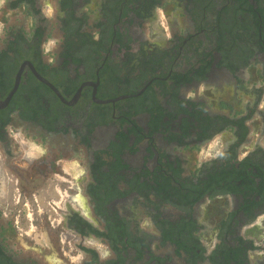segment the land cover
Masks as SVG:
<instances>
[{"label":"flooded vegetation","instance_id":"af4514ba","mask_svg":"<svg viewBox=\"0 0 264 264\" xmlns=\"http://www.w3.org/2000/svg\"><path fill=\"white\" fill-rule=\"evenodd\" d=\"M15 1L17 0H5L4 6L0 7V19L7 24L9 22L8 14L24 12L25 15L23 16L28 21L24 25L18 24L15 27H9L4 32L5 35L2 40L4 46L0 48V51L5 49L14 55L15 52L9 49L10 42H17L15 36L21 35L19 47L22 46L21 52L23 50V53L15 61L17 70L12 87L8 93H0V100H5L10 95L15 84H17L16 89L6 105L0 107V110H5L10 106L12 97L17 91H22L25 86L34 87L39 82L45 86L43 89H39L41 101L52 106V109L50 116L42 114L41 119L43 121L22 117L19 110L14 109L10 114L8 123L0 124V264H106L110 261L113 264H178L174 261V257H177L176 246L170 241L162 243L161 230H159L151 214L152 209L150 208V211L148 207L144 206L146 200L137 192L132 191L123 197L116 196L114 192L113 197L105 204V208L110 214L116 213L129 221L131 233H134L139 240H137V246L126 244L124 249L122 247L117 251L112 247L108 238L88 230H86V234H83L78 228L80 225L79 218H83L99 232L105 229L106 223L101 212L104 205L102 204L103 207L100 206L98 199L90 191L92 185L96 187L98 184L96 180L98 173L93 171V163L97 153L106 149L111 150L112 143H119L117 134L120 129L127 133L126 124L118 119L120 116L118 112L124 108V104L121 105L123 107L117 109L116 103L130 95L124 94L115 98L100 99L97 97V94L99 95L102 91L99 88L102 82L101 75H99L100 66L94 63L93 67L90 66L92 69L87 70L84 65L75 63L71 57H63V49L55 63L52 59L47 58L49 55L45 49V42L51 35L49 33L50 23L41 11L43 0H33V3L22 0L18 5H14L13 2ZM56 1V25L58 33L63 39L65 36L61 22V18L65 15L61 8L63 0ZM91 1L70 0L72 4L70 9L74 11V15L82 17L83 14H86L88 17L87 24L90 19V12L85 9V6L90 5ZM219 2L221 3L222 0ZM226 2L228 3V0ZM226 2L216 8L221 9ZM249 2L253 4L254 8H264V0H260V4L255 0H249ZM160 5L166 6L169 10L172 9L173 16H179L180 13L186 14L189 17L192 32L182 35L181 41L179 38H175L171 50L170 47H166L163 34H156L152 41H147L146 44L142 45L147 55L160 50L163 52L168 50L170 56L174 54L175 58L171 60L172 57L169 56L168 58L164 57L163 60L173 64L177 69L180 62L184 64L186 62L184 57L178 59V55L182 54L184 49L189 50L188 42L193 38V34H198V38L202 40L203 46L199 51L204 48V52H209L212 49L215 45L212 44L213 41L211 42L213 34H209L210 38H207L206 32L215 21L213 13H208L207 29L204 28L203 22L192 19L189 12L191 7L189 0H161ZM156 7L151 10L149 16L140 17L135 12L138 6L130 5L128 14L118 21L120 30L127 35L124 36L126 40L130 37L132 40L138 39L139 42H142L144 32L141 30V25L146 22L148 26L152 24V27L156 28L154 25ZM96 9L98 16L97 19H93L92 26L100 20L105 21L100 1L97 2ZM122 20H124L123 23H121ZM87 24H82V32L87 31L85 29ZM38 26H42L44 30L40 45V56L43 62L49 65V69L62 68L64 72L67 68L68 75L53 77L40 74L45 81L37 76L39 73L32 62L33 48L30 47L34 46V32ZM97 31L100 30L97 28ZM97 31L91 34L98 37ZM256 41L255 39L252 43L242 42L239 44V46L249 45L250 47V52L246 53V57L248 56L246 66L241 64V59H238L239 63H236L238 65L234 70H231L222 62L220 53L213 50L208 56V59L212 58V62L205 75L195 77L185 84L177 85L180 99L202 103L203 107L196 106L195 109L204 110V114L215 118V120L218 119L217 124L221 127L219 131L214 133L211 138L201 139L197 137L196 128L191 127L188 131L183 130L184 117H189L188 120L193 118L185 112H178L179 107L177 105L169 106L166 102L168 96H164L161 101L168 112L164 121H171V133H176L182 141L170 140L172 134L162 132L161 129L148 135L150 114L145 111L139 112L133 116V119L143 126L144 138L137 144L138 148L134 152L126 148L123 150L121 155L127 164V168L122 171L130 174L140 172L142 169L153 171L159 165L169 162L172 169L180 168L182 178H190L196 182L197 176L201 175L200 172L204 173L203 170L212 166L213 162H216L217 166L221 165L222 162H239L246 158L256 162L258 160L257 155H259L262 156L263 165L260 170L262 175L255 176V184L257 185L261 177L264 178V157L258 151L260 148L264 153V50H261L262 44ZM130 45L132 46V43ZM108 47L110 52H105L104 58L110 55L113 65L123 76L131 66V62H128V55L126 56V49L113 37L110 39ZM239 48L237 47V49ZM117 50H121L123 53L119 59L115 55ZM195 57L194 59H199L197 56ZM66 58L68 61H65ZM148 58L146 56V59ZM64 62H66V66ZM197 66L198 64L195 65L196 68ZM137 67L136 63L135 68L137 69ZM76 68H79V73H77ZM195 72L194 70L193 73ZM131 75H135V73L132 72ZM70 80L74 82V85H72L73 82L70 85H65ZM55 82L61 83L57 87ZM50 83L55 88H52ZM71 85L73 87L76 85V87L72 89ZM201 86L203 89L200 90L203 92L201 94L196 93L194 98L184 94L185 89L192 87L197 92ZM144 89L145 85L139 91ZM24 98L27 97L24 96ZM96 98L101 101H108L99 102ZM79 104L85 105L83 106L84 110ZM102 104H111V113L106 118H103L104 110L100 107ZM125 109L128 110L127 107ZM175 112H177L176 117L173 116ZM247 115L249 117L244 121L247 132L244 138L240 139L237 133L238 128L231 120H238ZM220 117H224L225 120ZM160 136L163 137L160 138ZM213 139L222 144V149L219 154L205 159L203 154L205 155L207 151H213L207 146V143ZM134 142L135 136L132 134L129 144ZM199 151L204 153H201L202 157L196 162ZM104 170L107 171V168ZM119 187L121 190L129 188L126 185H119ZM96 190L99 189L96 188ZM100 192H103V188ZM134 197L141 198L140 204L143 205L140 207L141 209L131 203ZM215 199L216 202H214ZM256 199H259L258 195ZM43 202L51 208V213L61 214V219L56 224L54 222L56 218H52L54 215H51L49 211H44V206L41 205ZM242 202L243 198L239 193V195L218 194L214 198L204 196L194 204L192 213L193 218L197 220V234L206 248L204 256H208L215 244L220 241V221L226 219L232 211L240 209L239 205ZM161 209L162 215L171 216L172 219L170 218V220L172 221L182 213L167 203H164ZM58 211L59 213H57ZM255 213V218L247 222L243 209H240L231 221L234 233L227 234V231H224L222 237L230 243L235 235H241L245 239L252 240L257 248L249 250L248 264H264V209L258 208ZM141 216L149 220V223H145L144 227L140 220ZM235 219H237L238 224H234ZM56 226L65 229L67 233L62 235L60 240L66 241L77 238V241L74 240V245L77 248L75 255L70 254L64 261L58 257L57 251L50 252L44 249L46 243L43 246L42 244L39 245V240L33 237L34 232L40 228H48L51 231L54 229L57 233ZM145 226L148 227L147 231ZM27 228L28 230H26ZM17 229L21 231L18 235ZM23 235L28 237L33 235L30 236L33 240L31 246L20 241ZM129 237L126 236L124 241ZM134 237L133 239L131 237L132 241L135 240ZM153 242H155V247L162 245L169 246L170 249L165 253L155 254ZM95 243L106 247L98 249ZM138 249L141 252H138ZM95 257L97 258L96 261H94ZM170 257L171 260H169ZM180 257V259L186 260L185 254L182 253ZM197 264L212 263L206 258Z\"/></svg>","mask_w":264,"mask_h":264},{"label":"trees","instance_id":"16d2710c","mask_svg":"<svg viewBox=\"0 0 264 264\" xmlns=\"http://www.w3.org/2000/svg\"><path fill=\"white\" fill-rule=\"evenodd\" d=\"M21 1L17 0L13 4L18 5ZM27 1L33 3V0ZM219 1L189 0V4H191L189 12L192 19L203 22L204 28H207L209 23L208 13L215 15V21L208 27L210 30L207 28L208 31L206 32L207 38H210L209 34H213L211 42L213 41L212 44H215V47L213 46L209 52H204V48L199 51L203 46L202 40L198 38L199 35L193 36L188 42L189 52L186 51V62L181 67L178 66L177 69H175L173 64L171 65V63L163 60L164 57L168 58L170 56V51L168 50L166 52L160 50L147 55L145 49L141 46L139 53H132L130 51V43L133 40L130 37L126 40L124 36L127 35L119 28L118 21L121 17L128 14L130 5L138 6L135 9L137 15L147 17L151 14V10L154 7L159 6L161 0H102L101 11L105 21L100 20L93 25V27L100 30L99 32L97 31L98 37H95L89 31H81L82 24H87L88 17L86 14H83L82 17H77L74 15V11L70 9L72 5L70 0H63L61 3L62 11L65 13L64 17L61 18L62 29L65 31V36L62 39L63 57H71L75 63L84 65L87 70L92 69L90 66L93 67L94 63L100 66L99 75H101L102 82L100 86L102 88H99L102 91L99 95L97 94L98 98L109 99L124 94L130 95L120 101L124 104V108L118 112L120 113L118 119L126 124L127 133L120 129L117 134L120 140L119 143H112L111 150L106 149L97 153L95 155L96 160L93 163V171L98 173V177H96L98 184L96 187L92 185L90 191L98 199L100 206L103 207L104 205L103 209L101 208V212L106 223L105 229L99 232L83 218H79L80 225H78L83 234H86V230H88L108 238L112 247L117 251L122 249V247L124 249L126 244L137 246L139 240L134 233H131L129 221L116 213L110 214L105 208V204L113 197L114 192L116 196L123 197L129 195L132 191L143 196L146 200V204H144L152 209L151 214L159 230H161L162 243L170 241L171 244L176 246V254H185L186 261L189 264H197V262L206 258L212 264H248L249 250L257 248L252 240L245 239L241 235L233 236L230 243L223 239L222 234L224 231H227V234L234 233L231 221L234 218L233 216L239 213L240 209H243L247 222L255 218L256 209H264V178L261 177L259 183L255 184V176L262 175L260 172L263 165L262 156L257 155L258 160L256 162H253L250 158L239 162H222L219 166H217L216 162H213L212 166L203 170L204 173L200 172L201 175L197 176L196 182L190 178H182L180 168L172 169L169 162L159 165L153 171L142 169L140 172L133 174L122 171L127 168V164L121 155L123 150L126 148L134 152L138 148L137 144L144 138V128L133 119L134 115L144 111L150 114L148 135L159 129L169 134L172 132L171 121H164V117L168 112L161 101V96H168L166 102L169 106L177 105L179 107L178 112H185L193 118L188 120L189 117H184L183 130L188 131L191 127L196 128L197 137L202 139L211 138L214 133L221 129L217 124L218 119L215 120V118L204 114V110L195 109L196 106L203 107L202 103L189 99H180L177 85L180 83L185 84L195 77L205 75L212 62V58L208 59V56L211 55L213 50L220 53L222 62L231 70H234L236 65H238L236 64L238 59H241V64L243 63L246 66L248 58L246 53L250 52V47L249 45L239 46V44L242 42L252 43L256 39V42L262 44L261 50H264V8H254L249 0H228V3L226 2L227 0H222L221 3ZM255 1L260 4V0ZM225 2L226 4L221 9L216 8ZM43 34L42 26L35 28L34 46L30 47L33 48L32 62L37 72L42 76L59 77L68 75L67 68L64 72L62 68L49 69V65L43 62L40 56ZM15 37L18 41L15 43L11 41L10 46L8 45L9 49L15 52L14 55H11L5 49L0 51V93L3 94L8 93L12 87L13 78L17 70L15 61L23 53V50L21 52L22 46L19 47L21 44H19V40L21 41L22 36L18 35ZM112 37L126 49L128 62H131L129 70L123 76L120 75L116 66L113 65L110 55L104 58V53L110 52L108 44ZM237 47L240 48L237 49ZM138 54H140L139 57ZM146 56L149 58L146 59ZM195 56L199 59H194L196 58ZM170 57L173 60L175 55L173 54ZM65 61H68V59L66 58ZM136 63L137 69L135 68ZM196 64H198L197 68L195 67ZM170 70L171 72L169 73ZM194 70L196 71L195 73H193ZM79 71L78 68L77 73ZM132 72L135 75H131ZM72 82L70 80L65 85H70ZM60 83L55 82L57 87ZM72 85H74V82ZM72 85L71 88L73 87ZM143 85H145V89L139 91ZM44 87L39 82L34 87L28 88V86H25L22 91H17L12 97L10 106L5 110H0V124L8 123L10 114L14 109H18L20 115L28 119L43 121L41 119L43 117L42 114L50 116L52 106L42 102L41 94H39V89ZM75 87L76 85L72 89ZM24 96L27 98H24ZM54 106L56 107V105ZM100 107L104 110L105 117L102 115L103 118L108 117L111 113V104H102ZM126 107L128 110L125 109ZM174 114L173 116L176 117L177 112ZM248 117L249 115L238 120H231L238 128L237 133L240 139L246 135L247 127L244 121ZM220 118L225 120L224 117ZM220 121L222 122V120ZM50 123L52 122L50 121ZM222 124L224 125V123ZM132 134L135 136V142L129 144L130 135ZM171 139L182 141L176 133L170 136ZM258 151L264 157L262 149L259 148ZM104 168H107V171ZM119 185H126L129 188L121 190ZM96 188L99 190H96ZM102 188L103 192H100ZM239 193L243 198V202L239 205L240 209L232 211L226 219L220 221V241L215 244L208 256H204L206 248L197 234V220L193 218L192 213L194 204L204 196L214 198L218 194L239 195ZM257 195L259 199H256ZM164 203L172 205L175 209L182 211V213L173 221L170 220L171 216L165 217L162 215L161 208ZM234 224H238L237 219H235ZM126 236L130 237L124 241ZM133 236H135L134 241H132ZM138 252H141V250L138 249ZM96 259L95 257L94 261ZM106 264L113 263L110 261Z\"/></svg>","mask_w":264,"mask_h":264},{"label":"rangeland","instance_id":"374dc122","mask_svg":"<svg viewBox=\"0 0 264 264\" xmlns=\"http://www.w3.org/2000/svg\"><path fill=\"white\" fill-rule=\"evenodd\" d=\"M99 1L101 2L102 0H92L91 1L92 3L90 5L85 6V9L90 12V16H89L90 19L88 20V24H87L88 26L85 29L87 31L91 32L92 34L96 33V31H97V29L92 26V22H93V19H97L96 17L98 16V11L96 9V5H97V2H99ZM4 4H5V0H3L2 3H0V7L4 6ZM56 5H57L56 0H43L41 3V11H42L44 17L50 23L49 33L51 36L45 42V49H46L47 55H49L47 58L52 59L54 63L56 62V59L62 50V39H61L60 34L58 33V29H57V25H56V11H57ZM155 12H156V18L154 20V25L158 29L152 27V24H150V23H149L150 25L148 26L147 22L145 24L141 25V30L144 32V35H143L144 39L142 40V42H139L138 39L137 40L133 39L134 42L133 41L131 42L132 46L130 49V51L132 53H139L138 52L140 50L139 47L146 44L147 41H152L154 39L153 36H156V34H158V33L163 34V38H164L163 40H165V42L167 44L166 47H170V50H171V47L173 45L172 42L175 41L174 40L175 38H179V41H181V38H183L182 35H184L185 33H191L192 32V29L190 27L191 25L189 23L190 20L186 14L180 13L179 16H177V15L173 16L172 9L169 10L166 8V6L162 7L161 5L156 7ZM8 15H9L8 16L9 22H7V24H5L0 19V48H3V46H4V43L2 40L4 38V35H5L4 32L6 29H8L9 27H15L18 24L24 25L25 22L28 21L27 18L25 19V17L23 16V15H25L24 12L11 13ZM0 16H1V13H0ZM123 21L124 20H122L121 23H123ZM187 31H189V32H187ZM197 35L198 34H193V36H197ZM5 38H6V36H5ZM115 55H117V59H119V57H121L123 55V53L121 50H117ZM185 55H186V50L184 49L182 54L178 55V59H181L182 57L185 58ZM185 60H186V58H185ZM179 64H180L179 67H181L184 63L180 62ZM200 89H203V87L201 86L196 92L192 87H190V88L184 90V94L194 98V96H196V93L201 94L203 92ZM160 98H163V97L161 96ZM262 102H263V100L261 101V103ZM122 104H123L122 102H119V104H117V109H118V107L120 108ZM79 106H82L81 109L84 110L83 106H85V105L79 104ZM117 112H116V115H117ZM161 137H163V136H160V138ZM215 138L217 139V137H215ZM216 144H217V146H216ZM207 146L210 149H213V151H211V152L207 151V152H205V155L203 154L204 152L199 151L197 153L196 162L198 161V159H200L202 157L201 153L203 154L205 159H208V158H212L213 155L219 154L220 150L222 149V144H220L219 141H216L215 139H213L211 142L207 143ZM52 196H54V194H52ZM53 199L55 201H57V199H55V198H53ZM140 201H141V198L134 197V200L131 203L134 204L135 207L141 209L140 207L143 205L140 204ZM214 202H216V199ZM41 205L44 206L43 207L44 211H49V213L51 215H54V216H52V218L53 217L56 218V221H54L55 224L58 220L61 219V216H60L61 214L58 215L55 212L51 213L50 212L51 208L46 203L43 202ZM144 206L148 207L147 205H144ZM202 208H204V207H202ZM148 210H150V207H148ZM57 213H59V211ZM140 220L142 221L143 227H144L145 223H149L148 222L149 220H147L145 217L141 216ZM55 228L58 230L57 233L55 232L56 230H54V229H53V231H51L48 228H45V229L40 228L34 232V236L33 235H30V236L37 238L39 240V245L42 244V246H43V244L46 243V247H44V249L49 250L50 252H52V251L56 252L57 251L58 257L63 259V261H64V258L68 257L70 254L75 255V251L77 250V248L74 245V240L77 241L76 240L77 238L76 239L71 238V239L66 240V241H64L63 239L60 240L62 235L67 234L66 230L61 229L60 226L59 227L56 226ZM145 229L147 231L148 227L145 226ZM17 230H18L17 231V235H18V234H20L21 231L19 229H17ZM26 230H28V228ZM30 236L28 237L26 235H23V237L20 241H23V242L27 243L29 246H31L33 240ZM57 237H59V239H57ZM49 245H51V246H49ZM95 246L98 249H103L106 247L105 245L98 244V243L97 244L95 243ZM152 246H153V252L155 254H161V252L165 253V251H168L170 249L169 246L165 247L162 245L155 247V242L152 243ZM41 249H43V247H41ZM180 256H182V255L177 254V257L176 256L174 257V261H176L178 264H186L187 261L180 259L181 258ZM171 257H173V256L171 255ZM171 257L169 260H171ZM162 260H164V259H162Z\"/></svg>","mask_w":264,"mask_h":264},{"label":"water","instance_id":"95a60500","mask_svg":"<svg viewBox=\"0 0 264 264\" xmlns=\"http://www.w3.org/2000/svg\"><path fill=\"white\" fill-rule=\"evenodd\" d=\"M37 74H38V73H37ZM37 76L39 77V79L45 81V79H44L40 74H38ZM16 86H17V84L14 85V90L16 89ZM50 86H51L52 88H55L54 86H52L51 83H50ZM14 90H12V92L10 93V95H9L5 100H0V107L6 105L7 101L11 98V96H12ZM55 90H56V89H55ZM96 99H97V98H96ZM97 101H99V102H107L108 100H105V101L102 100V101H101L100 99H97Z\"/></svg>","mask_w":264,"mask_h":264},{"label":"snow or ice","instance_id":"6c2138e0","mask_svg":"<svg viewBox=\"0 0 264 264\" xmlns=\"http://www.w3.org/2000/svg\"><path fill=\"white\" fill-rule=\"evenodd\" d=\"M3 2V0H0V3H2Z\"/></svg>","mask_w":264,"mask_h":264},{"label":"crops","instance_id":"0c3cea01","mask_svg":"<svg viewBox=\"0 0 264 264\" xmlns=\"http://www.w3.org/2000/svg\"><path fill=\"white\" fill-rule=\"evenodd\" d=\"M64 259H66V258H64Z\"/></svg>","mask_w":264,"mask_h":264},{"label":"bare ground","instance_id":"6f19581e","mask_svg":"<svg viewBox=\"0 0 264 264\" xmlns=\"http://www.w3.org/2000/svg\"><path fill=\"white\" fill-rule=\"evenodd\" d=\"M30 156V155H29Z\"/></svg>","mask_w":264,"mask_h":264}]
</instances>
